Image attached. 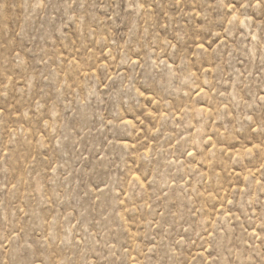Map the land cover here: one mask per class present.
Segmentation results:
<instances>
[{"label": "rangeland", "instance_id": "rangeland-1", "mask_svg": "<svg viewBox=\"0 0 264 264\" xmlns=\"http://www.w3.org/2000/svg\"><path fill=\"white\" fill-rule=\"evenodd\" d=\"M0 264H264V0H0Z\"/></svg>", "mask_w": 264, "mask_h": 264}]
</instances>
